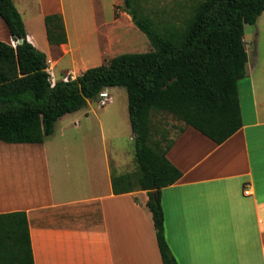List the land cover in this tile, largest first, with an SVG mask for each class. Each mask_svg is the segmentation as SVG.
<instances>
[{
	"label": "crops",
	"instance_id": "0c3cea01",
	"mask_svg": "<svg viewBox=\"0 0 264 264\" xmlns=\"http://www.w3.org/2000/svg\"><path fill=\"white\" fill-rule=\"evenodd\" d=\"M13 2L40 22L64 12V0ZM27 39L46 55L52 47L33 33ZM0 41L16 45L1 17ZM244 83L243 126L224 143L185 125L173 136L167 156L182 177L161 190V204L178 264H264V82ZM80 111L64 117L80 128L89 118ZM64 117L42 144L0 146L14 157L1 154L0 214L26 212L34 264H163L147 191L114 194L106 137L55 136ZM71 126L65 121L63 131Z\"/></svg>",
	"mask_w": 264,
	"mask_h": 264
},
{
	"label": "trees",
	"instance_id": "16d2710c",
	"mask_svg": "<svg viewBox=\"0 0 264 264\" xmlns=\"http://www.w3.org/2000/svg\"><path fill=\"white\" fill-rule=\"evenodd\" d=\"M123 2L152 50L117 55L53 84L47 55L28 41L13 0H0V17L16 43L0 41V141L42 144L59 119L84 109L108 88L124 87L137 170L112 172L113 193L147 191L162 263L178 264L166 240L161 190L177 182L182 171L167 156L174 140L167 133L156 137L157 118L172 115L216 144L241 129L238 84L247 76L245 26L257 22L264 0H199L179 24L154 19L143 0ZM44 23L50 46L68 42L62 14H49ZM0 264H34L24 211L0 214Z\"/></svg>",
	"mask_w": 264,
	"mask_h": 264
},
{
	"label": "rangeland",
	"instance_id": "374dc122",
	"mask_svg": "<svg viewBox=\"0 0 264 264\" xmlns=\"http://www.w3.org/2000/svg\"><path fill=\"white\" fill-rule=\"evenodd\" d=\"M116 1L64 0L63 17L70 43L65 48L53 46L47 53L53 84L58 80L74 79L86 69L106 64L117 55L152 50L146 35L133 24L131 16L126 13L123 0ZM198 1L143 0V3L146 13L154 19L179 24L187 19ZM92 2L97 3L99 8H93ZM22 17L27 24V32L33 33L37 41L47 43L45 24L39 21L38 15L24 12ZM244 41L248 52L247 76L243 79L246 82L244 84H249L251 77L258 82H264V12L255 24L245 26ZM40 47L45 49L44 46L40 45ZM42 51L46 52V50ZM103 93V96H109L106 101H103L100 94L96 100L90 101L82 109L89 113V118L82 120V127H76L71 120L75 118L67 116L59 121L55 136L67 131L69 134L102 135L106 137L107 146L112 151V172L115 174L134 172L137 170L135 135L130 124L127 91L124 87H113ZM160 116L161 118H157L160 133L156 137L160 138L161 134L167 133L168 138L173 139L184 123L172 115ZM65 121L68 125L72 123V126L63 131ZM0 146L9 145L0 142ZM5 151L0 152L2 167L6 166L1 165L4 159L1 154L8 153L9 157L10 154L12 156L10 158H14L13 152ZM12 160L9 162H13Z\"/></svg>",
	"mask_w": 264,
	"mask_h": 264
},
{
	"label": "built area",
	"instance_id": "2783aa9c",
	"mask_svg": "<svg viewBox=\"0 0 264 264\" xmlns=\"http://www.w3.org/2000/svg\"><path fill=\"white\" fill-rule=\"evenodd\" d=\"M103 94H104V93L102 92V93H101V95H102L101 98L103 99V101H106L107 98H108L109 96H103ZM245 194H248V195H249V194H250V190H249V189L245 190Z\"/></svg>",
	"mask_w": 264,
	"mask_h": 264
},
{
	"label": "water",
	"instance_id": "95a60500",
	"mask_svg": "<svg viewBox=\"0 0 264 264\" xmlns=\"http://www.w3.org/2000/svg\"><path fill=\"white\" fill-rule=\"evenodd\" d=\"M128 6V5H127ZM19 43H22V40H19ZM155 200H157V196L155 194Z\"/></svg>",
	"mask_w": 264,
	"mask_h": 264
}]
</instances>
